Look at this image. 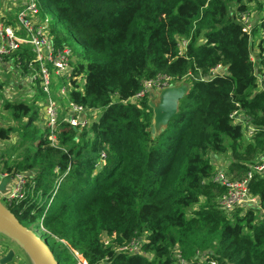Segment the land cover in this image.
Here are the masks:
<instances>
[{"label": "trees", "instance_id": "16d2710c", "mask_svg": "<svg viewBox=\"0 0 264 264\" xmlns=\"http://www.w3.org/2000/svg\"><path fill=\"white\" fill-rule=\"evenodd\" d=\"M36 2L41 14L52 9L64 24L50 18L55 45H68L74 56L69 101L99 114L82 128L60 118L52 143L39 120V88L24 99L0 98L10 119L0 124V142L9 144L0 170L28 174L23 197L7 203L19 222L41 220V237L59 264H177L175 248L184 261L264 264V177L247 180L256 206L227 213L218 204L226 187L212 181L211 161L212 153H229L227 175L240 181L264 152L263 1ZM32 58L23 47L1 60L20 61L26 73ZM217 66L224 72L210 75ZM157 76L188 90L176 114L152 132L148 94L130 100ZM233 111L249 117L251 137ZM131 241L138 251L121 250Z\"/></svg>", "mask_w": 264, "mask_h": 264}, {"label": "built area", "instance_id": "2783aa9c", "mask_svg": "<svg viewBox=\"0 0 264 264\" xmlns=\"http://www.w3.org/2000/svg\"><path fill=\"white\" fill-rule=\"evenodd\" d=\"M264 3V0H262ZM244 25V31L250 29V18L244 16L241 18ZM51 19L47 15L40 13V8L36 0H0V60L4 56H9L18 49L26 47L33 54V58L27 64L28 72L23 73L19 66V62L9 61L13 67V82H8L1 89V94L7 99H17L20 92L19 84L16 85L15 79L18 78L24 83V87L31 89L29 94L33 95L36 88L44 94V99L39 101V106L43 113L42 126L48 130L49 139L55 143V133L57 131V123L60 118L62 121L74 126L82 128L87 126L91 120L96 119L99 109L84 108L67 97V88L62 86L57 90L56 94L63 97L66 105L59 103L53 94V84L50 78V71L53 70L57 76L69 75L72 71L71 61L74 59L72 50L68 45L62 44L56 46L51 33ZM185 44V42L183 41ZM2 61V60H1ZM37 64V65H36ZM217 72H224L221 66H217L210 72L213 75ZM23 73V74H22ZM76 81H81V76H73ZM154 80L143 81L142 89L130 100L134 101L147 93L149 86L153 84L159 91L162 88L173 85L174 82L168 77H155ZM83 81V80H82ZM259 88L264 91V75L258 79ZM69 83V81H68ZM66 92V93H65ZM230 117L234 123H239L245 133V137L249 138L256 129L251 123L248 116L238 111H233ZM104 153L100 154L98 165L104 162ZM253 173L264 177V152H262L250 167L247 177L240 181H232L229 179L226 169L215 167L212 181L226 187V193L220 197L219 206L227 213L233 212L235 209H245L250 206L257 205V198L252 196L247 188V180ZM26 173L1 172L0 178L9 176V181L3 192L0 191V197L5 198L6 203L23 197L25 193V185L27 183ZM59 180L56 181L58 184ZM33 185V182L31 183ZM4 196V197H3ZM121 250L128 252L138 251V242L131 241L128 247H122ZM0 251V255L4 253ZM177 264H201L202 258L197 262L184 261L180 258L179 252ZM80 263V262H79ZM81 264V263H80ZM215 264V262H210Z\"/></svg>", "mask_w": 264, "mask_h": 264}, {"label": "water", "instance_id": "95a60500", "mask_svg": "<svg viewBox=\"0 0 264 264\" xmlns=\"http://www.w3.org/2000/svg\"><path fill=\"white\" fill-rule=\"evenodd\" d=\"M186 83L171 85L159 91V99L155 104L149 101L153 109V124L156 130L165 126L177 112L178 101L187 93ZM9 176L0 178V191L5 189ZM0 197V242L7 240L20 252L29 257L31 264H59L46 241L37 235L38 230L27 227L19 222L15 215L3 203ZM0 264H8L13 258L15 250L6 249L0 243Z\"/></svg>", "mask_w": 264, "mask_h": 264}, {"label": "rangeland", "instance_id": "374dc122", "mask_svg": "<svg viewBox=\"0 0 264 264\" xmlns=\"http://www.w3.org/2000/svg\"><path fill=\"white\" fill-rule=\"evenodd\" d=\"M251 1L255 5L258 1H262V0H251ZM45 14L47 16H49L50 18H52L53 21H54V23L58 27L64 28V24L59 20L57 14L52 9H49L48 11H46ZM252 18H254V16L251 14V19ZM260 34H261V32L260 31H257L254 34V37H253V41L254 42H252V48H253V51H252V59L254 60V62L256 63V65L259 63L258 53H257V50H256V44H257V39L260 37ZM75 42L77 43V45H79V42L77 40H75ZM180 45L181 46H184L185 44L183 43V41H181L180 42ZM5 63H6V65H10L9 62H5ZM13 67L15 68L14 65L11 66V67H5V66H3L0 63V80L5 85L4 88H6V85H7V83L9 81L10 82H13L14 81V77H13V74H12V72H14L13 71L14 70ZM50 78H51L52 84L55 85V87H56L57 90H59V88L62 87V86H65L66 88L69 87V85L67 84L68 83V78L66 76H57V75H55L54 71L51 70L50 71ZM154 79H156V78L146 79L144 81L154 80ZM16 83H17V80H16ZM20 83H22V81ZM183 83L184 82H182V83H179L178 82V83H174L173 85H179V84H183ZM28 91L29 90H27L26 87H24L23 90H20V92L18 94L19 95L18 97L19 98H22V99H24L25 97H28L30 95ZM52 91H53V89H52ZM53 94H54V91H53ZM146 94H148V96H149V101H152L155 104L158 102V99H159V89H157V87H155L153 84H151L149 86V89L147 90V93ZM0 98L3 99V100H5V95H3V94L0 93ZM62 104H63V106L66 105V101L64 99H62ZM39 115H40L39 120H42L41 119V116L43 117V113H42L41 109L39 111ZM9 122H10V119H9L7 113L4 112L3 110H1V108H0V124H8ZM151 131L152 132H155V131L157 132L158 131V130L155 129L154 124L152 125ZM15 138H16L15 134L12 133V138L9 141V143L11 144L15 140ZM8 145L9 144H6L5 141L0 142V152L5 147H7ZM228 159H229V153H226V154H220V153H215L214 154V153H212L211 154V161L215 165L214 168L217 167V166L224 167V166H220V165H225V164L227 165ZM24 175L27 176V174H24ZM3 191H1V192H3ZM1 200L7 206V203L4 202V201H6L5 198H3ZM28 227L33 228L34 230L37 229L38 230V235H40V236L42 235L41 220L33 223V225H30ZM0 243L2 245H4V247L7 250L10 249V248H12V249L15 250L14 258L9 263H15V264H31V262L29 260V257L27 255H25L23 252H20L16 247H14L13 244H10L5 239H4V241H2ZM173 254H174V256H178V249L177 248L174 249Z\"/></svg>", "mask_w": 264, "mask_h": 264}, {"label": "crops", "instance_id": "0c3cea01", "mask_svg": "<svg viewBox=\"0 0 264 264\" xmlns=\"http://www.w3.org/2000/svg\"><path fill=\"white\" fill-rule=\"evenodd\" d=\"M0 63H1L3 66H5V67H11V66H12V65L10 64V62H9L10 65H6V63H5L4 61H1V60H0ZM0 82H1V80H0ZM15 82H16V79H15ZM20 82H21V81H20V79L18 78V79H17V83H16V85L19 84L18 87L21 88L20 90H23V88H24V86H23L24 83H23V82L20 83ZM26 89L30 91L31 89H33V87H29V88H26ZM0 91H1V90H0ZM29 93H30V92H29ZM38 105H39V101H38ZM213 165H214V164H213ZM214 166H215V165H214ZM220 166H224V167H222V168L226 169V164H225V165H220ZM217 167H219V166H217ZM220 168H221V167H220ZM8 264H15V263H8Z\"/></svg>", "mask_w": 264, "mask_h": 264}, {"label": "bare ground", "instance_id": "6f19581e", "mask_svg": "<svg viewBox=\"0 0 264 264\" xmlns=\"http://www.w3.org/2000/svg\"><path fill=\"white\" fill-rule=\"evenodd\" d=\"M37 235H38V232H37Z\"/></svg>", "mask_w": 264, "mask_h": 264}]
</instances>
